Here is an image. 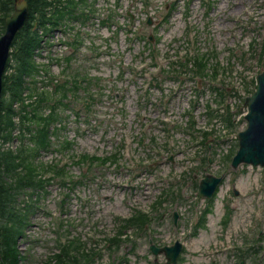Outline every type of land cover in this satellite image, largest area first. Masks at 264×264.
<instances>
[{
	"label": "rangeland",
	"instance_id": "rangeland-1",
	"mask_svg": "<svg viewBox=\"0 0 264 264\" xmlns=\"http://www.w3.org/2000/svg\"><path fill=\"white\" fill-rule=\"evenodd\" d=\"M117 1L114 9L119 6L121 11L101 25L100 20L105 18L102 15L113 10L110 6L116 0H85L92 10H97L96 15L86 16L83 7L78 9L71 22L75 31L68 33L62 25L53 33L46 32L45 48L37 55L44 73L35 79L44 83L31 84L28 93L37 94V89L44 87L48 100L41 110L52 106L60 115L48 134L51 147L40 160L46 162L53 155L59 165L67 166L66 176L57 177L38 165L35 175L45 188L22 191L34 192L30 199L28 193L19 196L20 206L25 201L34 202L26 237L19 246L27 259L24 264H49L61 238L74 240L76 246L87 248L85 252L90 248L99 250L102 264H149L148 259L154 263L150 246L162 248V237L172 240L169 229L174 226L175 213V227L182 234L192 231L188 253L182 255L184 264H239L242 254L238 248L245 236L251 246L264 247L263 241H257L259 234H264V178L259 174L261 168L241 166L234 170L223 160L224 154L236 150V139H228L230 130L223 127L219 115L208 116L206 106L207 102L216 104L214 88L223 90L227 103L236 108L237 120L242 122L238 132L246 129L248 109L244 101L255 88L256 75L264 70V64H260L264 0ZM174 4L177 13L170 23L164 24ZM64 14L69 15L68 11ZM66 21L70 22V18ZM68 34L75 36L74 43L70 39L68 42ZM148 39L151 45L146 44ZM158 39L159 49L154 51L157 61L151 63L152 48H156ZM62 42L68 44L67 53L62 50ZM198 52L210 57L212 66H219L215 78L175 79L166 73L175 57L189 58ZM63 54H67V59ZM61 71L60 83H66L50 101V87ZM77 81L82 84L78 91L73 89ZM197 83L205 92L201 98L196 97ZM89 93L94 94L93 101L88 98ZM63 95L68 97L65 103L53 104L65 101ZM194 107L197 130L210 134L213 146L206 148L200 143L202 135L187 127V115L193 114L189 112ZM15 135L11 142L1 138L0 145L14 150L22 147L23 141L20 144ZM67 141L72 145L66 146ZM26 143L32 145L30 141ZM122 149L116 168L102 167L99 162L80 164L84 154L102 156ZM209 158L213 159L206 164ZM221 164H225L224 173L228 175L222 174ZM209 168L214 169V175L223 176L224 183L216 196L210 222L208 219L196 235L195 227L204 209L196 199L197 185L202 178L212 175ZM19 172L23 176L24 169L19 168ZM50 176L54 179L51 183ZM64 178L67 189L61 185ZM76 180L82 183L71 190ZM237 186L244 191L262 186V192L243 201L232 194ZM164 192L168 196L151 227L160 236H153L151 230L142 235L132 231V238L124 241L117 252L113 251L115 254L111 253L106 240L116 233L117 219L129 217L136 209L150 212ZM227 208L233 214L224 231L222 217ZM190 218L196 222L194 230L189 226ZM242 229L249 230L238 235ZM212 244L216 254L210 262L197 251ZM78 247L76 251L80 250ZM257 250L245 257L246 264H264V251ZM192 251L196 256H191ZM80 257L82 260L81 252ZM157 261L164 263L166 259L161 255Z\"/></svg>",
	"mask_w": 264,
	"mask_h": 264
},
{
	"label": "trees",
	"instance_id": "trees-1",
	"mask_svg": "<svg viewBox=\"0 0 264 264\" xmlns=\"http://www.w3.org/2000/svg\"><path fill=\"white\" fill-rule=\"evenodd\" d=\"M29 6V18L27 24L16 37L13 43L12 59L14 60V68L11 73H6L3 77L2 103L0 107V139L5 141L13 140L14 130L13 118L18 112L13 108L16 101H20L24 90L25 77H31L35 74L36 65L34 64V53L42 43V37L39 32L34 29L37 23L41 27H45V21H55L54 25L60 22L64 16L58 13L56 18L48 19L46 9L50 8L48 0H26ZM74 3H70L73 7ZM52 5V4H51ZM5 19L14 10V0H0ZM50 10V9H49ZM4 32V31H3ZM192 72L195 76L204 78L206 75V66L208 65L205 59H195L190 61ZM12 66L8 65V68ZM187 68V66H185ZM8 72V70H7ZM31 75V76H30ZM42 103V102H41ZM41 106L32 108L30 112L27 108H21L20 115L22 122L29 120H37L42 125L39 126L36 139L39 148L47 149L51 147V142L48 138L51 124L57 120L56 108H52L51 113L47 117L41 116ZM23 112H27L24 114ZM32 112L31 115H29ZM212 117L213 114L211 113ZM223 121L230 127H233L231 117L223 116ZM29 150V151H28ZM37 150L30 151L22 147L17 153L12 151L0 152V264H24L27 260L22 256L19 250L20 240L26 237L25 230L30 224V215L32 212L33 203L25 202V207L18 205V197L22 195V191L27 188H37L42 186V181H39L35 174L36 166L33 158L37 156ZM31 160V162H30ZM19 168H23L25 174L22 176ZM29 193V196H32ZM160 203V202H159ZM151 219L144 213L137 212L130 220L125 221L123 229L127 227H138L139 230H144L150 223ZM121 234V232H120ZM111 246L118 243V237L110 239ZM120 246V245H119ZM117 246V248L119 247ZM76 243L70 241L68 245L62 246L61 255L51 259L49 264H84L91 263L94 256L91 253L81 252L83 247H78L76 251ZM82 254V260L80 257ZM92 255V256H91Z\"/></svg>",
	"mask_w": 264,
	"mask_h": 264
},
{
	"label": "water",
	"instance_id": "water-1",
	"mask_svg": "<svg viewBox=\"0 0 264 264\" xmlns=\"http://www.w3.org/2000/svg\"><path fill=\"white\" fill-rule=\"evenodd\" d=\"M29 15V7L25 0H15L14 12L6 19L5 34L0 38V105L3 89V75L6 70L10 50L18 33L24 28ZM249 113L246 116L248 129L240 133V150L234 160L233 166L236 168L241 163L264 165V73L259 76L258 90L246 101ZM220 180L210 179L204 181L202 195L211 197L214 189ZM157 255L165 252L170 263H176V259L181 251V245L177 244L173 248L156 249L151 248ZM168 262V263H169Z\"/></svg>",
	"mask_w": 264,
	"mask_h": 264
},
{
	"label": "bare ground",
	"instance_id": "bare-ground-1",
	"mask_svg": "<svg viewBox=\"0 0 264 264\" xmlns=\"http://www.w3.org/2000/svg\"><path fill=\"white\" fill-rule=\"evenodd\" d=\"M223 197H224V195H223Z\"/></svg>",
	"mask_w": 264,
	"mask_h": 264
}]
</instances>
